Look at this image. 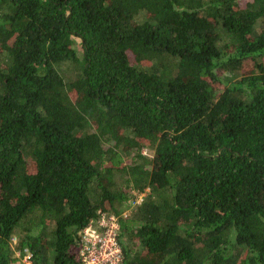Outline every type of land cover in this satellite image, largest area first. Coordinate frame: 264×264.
<instances>
[{"label": "trees", "instance_id": "16d2710c", "mask_svg": "<svg viewBox=\"0 0 264 264\" xmlns=\"http://www.w3.org/2000/svg\"><path fill=\"white\" fill-rule=\"evenodd\" d=\"M147 188L125 264H264V0H0V264Z\"/></svg>", "mask_w": 264, "mask_h": 264}, {"label": "built area", "instance_id": "2783aa9c", "mask_svg": "<svg viewBox=\"0 0 264 264\" xmlns=\"http://www.w3.org/2000/svg\"><path fill=\"white\" fill-rule=\"evenodd\" d=\"M149 189L132 190L134 197L130 204L135 208L143 203ZM133 208V209H134ZM131 211L120 215L100 210L98 217L92 219L83 229L79 241V256L82 264H125V254L120 241V218H127ZM32 253L25 249L24 262L32 264Z\"/></svg>", "mask_w": 264, "mask_h": 264}, {"label": "rangeland", "instance_id": "374dc122", "mask_svg": "<svg viewBox=\"0 0 264 264\" xmlns=\"http://www.w3.org/2000/svg\"><path fill=\"white\" fill-rule=\"evenodd\" d=\"M74 49L76 50V52L79 54L80 53V45H79V41L78 40H74ZM62 70H63V76L64 77H66V76H70V70H71V65L70 64H64L63 66H62ZM61 70V71H62ZM105 145V147L107 148V147H109V146H111V145H113V143H106V144H104ZM143 154L145 155V156H147V157H151V155H152V152L151 151H149V150H144L143 151ZM132 155H133V152H127V153H123L122 154V158H123V163L125 164H128V163H130V161H131V158H132ZM120 207H122V209H123V211H131V215H132V213L134 212V209L136 208H134L130 203H128V205H124L123 204V206L121 205ZM134 208V209H133ZM17 242H18V239H17V236H14L13 237V239H12V246H13V248L15 249V251H16V256L17 257H20L21 256V254H20V252H19V250L17 249ZM21 261L23 262V263H25L24 261V257L21 259Z\"/></svg>", "mask_w": 264, "mask_h": 264}]
</instances>
